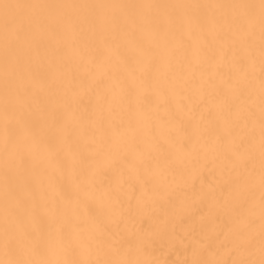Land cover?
I'll list each match as a JSON object with an SVG mask.
<instances>
[{"label":"snow or ice","instance_id":"obj_1","mask_svg":"<svg viewBox=\"0 0 264 264\" xmlns=\"http://www.w3.org/2000/svg\"><path fill=\"white\" fill-rule=\"evenodd\" d=\"M0 264H264V0H0Z\"/></svg>","mask_w":264,"mask_h":264}]
</instances>
